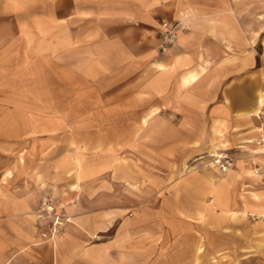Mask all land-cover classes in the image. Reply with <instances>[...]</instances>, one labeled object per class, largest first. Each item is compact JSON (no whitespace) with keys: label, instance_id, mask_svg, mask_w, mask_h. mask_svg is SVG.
Returning <instances> with one entry per match:
<instances>
[{"label":"crops","instance_id":"crops-1","mask_svg":"<svg viewBox=\"0 0 264 264\" xmlns=\"http://www.w3.org/2000/svg\"><path fill=\"white\" fill-rule=\"evenodd\" d=\"M218 1L164 4L177 23V37L161 52L157 31L162 10L156 3L147 15L144 0H0L4 78H16L15 64L55 63L62 72L68 65L70 75L59 78L82 79L92 88L84 95L88 107L82 108L88 126L108 127L118 116L120 128L133 129L121 139H93L87 152L79 149V140L78 147L73 141L66 150L55 140L47 155L50 174L39 173L50 186L73 181V197L65 205L71 219L53 244L40 238L37 225L29 231L17 224L13 231L0 228V240L31 241L0 244V264H144L145 256L173 253L170 242L177 234L182 237L179 253L194 264L202 254L203 232L190 231L189 241V225L213 222L216 230L231 229L234 235L241 230L236 224H264V175L254 172L264 169L258 117L264 114V25L256 27L253 20L242 30L254 38L240 37L234 8L225 9ZM247 16L250 21L255 12ZM6 106L7 111L17 110ZM21 111L28 114L27 126H45L43 109L26 105ZM98 113H104L103 121ZM149 113L153 129H186L178 139H204L193 129L210 123L216 129L210 154L235 155V167L222 173L213 161L198 162L175 176V147L161 152L159 143L152 142L151 154L145 150L140 129L148 124ZM33 141L47 144V139ZM131 146L134 151H125V156L113 153V147ZM99 147L102 152L96 151ZM84 176L88 195L80 191ZM34 186L42 191L41 183ZM173 218L181 226L176 228Z\"/></svg>","mask_w":264,"mask_h":264},{"label":"rangeland","instance_id":"rangeland-1","mask_svg":"<svg viewBox=\"0 0 264 264\" xmlns=\"http://www.w3.org/2000/svg\"><path fill=\"white\" fill-rule=\"evenodd\" d=\"M168 1L144 0L145 13L147 12L146 9H148L147 13H149H146L147 15H151L154 3L159 5L162 11H165L159 13L157 31L161 52L174 43V41L165 42L162 35L163 23L172 24L175 29L177 27V23L173 22L168 16V9L163 6ZM218 2L223 4L225 9L234 8L237 23L241 26L238 33L240 37L249 34L251 40L254 38L251 32L244 33L242 30V27L244 28L246 25L253 23V20L256 27L264 25V0H219ZM249 11L250 14L255 12V16L250 17V21L247 16ZM255 38L257 52H260L259 34ZM33 51H38V48H33ZM20 52H23L22 49ZM24 66L25 64H15L17 75L15 79H6L4 78L5 75L3 76L0 72V228L7 230L11 227L13 229H10L13 231L17 224L18 227L20 225L21 231H29L33 225L35 227L37 225L39 228L37 232L40 234V238L53 244L65 231L67 223L71 219L65 205L67 200L73 197L70 188L73 182L71 179L60 183L62 184L60 187L50 186L43 181V175L39 173L42 170L44 173L48 172L50 174V161L47 157L52 154L51 151L57 145L55 140H58L60 144L58 147H63L64 150L71 148L73 141L76 143L79 140V149L87 152L90 146H94L91 145L93 139H121L126 134L125 131L130 135L133 129L120 128L118 126V116L116 123L108 127L95 128L88 126L90 122L88 121V114L85 111L83 112L82 108L86 109L88 107L87 96L84 95L87 94L88 88L91 86L88 87L87 81L82 79L79 81L76 79L73 82L70 78H59V75H70L67 69L68 65L67 67L64 66L63 72L61 65L55 63L43 65L36 61L31 66ZM81 70L85 71V69ZM41 73H44V75L41 76ZM100 84L102 86V82ZM97 87H99L98 84ZM89 90L92 91V88ZM6 105L15 106L17 110L13 112L7 111ZM26 105L33 109H43L45 111L48 117L44 124L45 126L33 128L27 126V124H30L27 121L26 115L28 114L21 111ZM59 108L66 110L55 112V109ZM72 108H80V111L73 112ZM151 114L149 113L148 117H145L148 120V124L143 129H140L145 150H148V153L151 154L152 142H154V146L159 143L161 152L167 146L175 147V176H179L181 172L198 162L212 161L213 155L210 154V148L216 140L213 139L216 134L214 126L208 123L206 128L193 129L198 130L197 132H202L204 139H178L187 134L186 129L178 127L169 129L162 126L153 129L151 126ZM56 115L57 118H55ZM103 115L104 113H98L97 117L101 116L100 119L103 121ZM92 117L94 118L93 115ZM91 123H94V121H91ZM153 136H159L160 139H153L152 141ZM169 137L176 139H169ZM206 137L207 139H205ZM30 139H47V144L45 142L40 144L37 141L30 143ZM46 145L48 148L42 151ZM76 146L78 147L77 143ZM31 147L34 149L31 150ZM132 147L134 146L127 150L123 149V147H113V153L117 152L116 155L119 156L121 153L125 156L127 154L125 151L131 149L134 151ZM199 148H202V151L196 153L194 150ZM96 151L102 152V148L99 147ZM39 152L41 155H39ZM170 153L173 154V151ZM254 172L257 176L264 175L263 168L258 173L256 169ZM86 178L84 176L79 179V182H81L80 191L84 195H88L90 190L86 182L82 183L83 179L85 180ZM106 179L110 180L109 175H106ZM39 183L43 186L42 191H40L39 186H34V184ZM74 187H78V185ZM74 189L77 190V188ZM45 197L56 205V210L61 215L63 222L60 232L55 238H44L42 236V232L46 231V228L40 225L38 213L41 202ZM147 210L151 211L150 209ZM205 219L209 220L210 218L207 216ZM205 219L204 221H206ZM175 223L177 228L179 225L177 218ZM213 225V222L212 224L209 222L208 224L204 223L203 226L189 225V228H187L188 236H191L192 233L190 234V231L192 232L195 229L203 232L202 254L196 257L194 264H264V224H257L251 228L236 224L234 227L241 230L236 231L234 235L231 229L227 233L220 232ZM174 235L171 232L170 236L174 237ZM190 236L186 238L189 241H191ZM174 238V241L170 242V247H174L173 250H170L173 253L165 256L160 255L159 257L145 256L144 264H188V257L178 251V249H181L182 237L180 238L179 234H177ZM26 242L30 243L31 241L30 239L26 241L0 240V244L6 247L9 244L13 247L17 243L24 244ZM0 259H2L1 256Z\"/></svg>","mask_w":264,"mask_h":264},{"label":"built area","instance_id":"built-area-1","mask_svg":"<svg viewBox=\"0 0 264 264\" xmlns=\"http://www.w3.org/2000/svg\"><path fill=\"white\" fill-rule=\"evenodd\" d=\"M162 35L164 36L165 42H173L176 38V29L172 24L163 23ZM262 121L260 128L259 142L264 145V114L258 116ZM214 165L223 173L233 169L236 165L237 158L235 155L228 153H220L212 156ZM261 168L257 167L256 172H260ZM39 223L45 226L46 231L42 232L44 238H55L62 225L61 215L56 210V205L47 197L43 198L39 213Z\"/></svg>","mask_w":264,"mask_h":264}]
</instances>
